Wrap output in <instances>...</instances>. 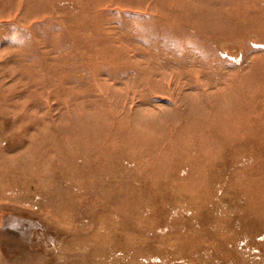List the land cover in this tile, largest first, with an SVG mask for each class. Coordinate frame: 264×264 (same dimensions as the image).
Returning <instances> with one entry per match:
<instances>
[{"label":"rangeland","instance_id":"rangeland-1","mask_svg":"<svg viewBox=\"0 0 264 264\" xmlns=\"http://www.w3.org/2000/svg\"><path fill=\"white\" fill-rule=\"evenodd\" d=\"M0 264H264V0H0Z\"/></svg>","mask_w":264,"mask_h":264}]
</instances>
